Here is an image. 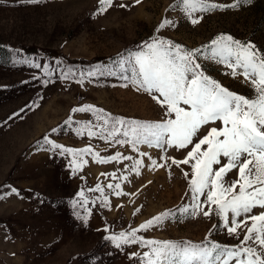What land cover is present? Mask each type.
I'll return each mask as SVG.
<instances>
[{"label":"rangeland","instance_id":"1","mask_svg":"<svg viewBox=\"0 0 264 264\" xmlns=\"http://www.w3.org/2000/svg\"><path fill=\"white\" fill-rule=\"evenodd\" d=\"M210 2L227 5L236 0ZM98 8V0H0V196L12 188L19 193L0 199V264H139L130 256L133 252L142 254L147 248H117L106 237L137 228L167 211L173 215L137 235L177 243L200 244L207 238L222 246L237 245L239 240L227 235L215 214L204 218L179 211L192 203L191 167L177 168L161 157L183 159L186 151L139 145L138 152L130 144L89 137L86 129L78 135L82 125L103 122L91 112L73 113L72 109L92 105L115 118L162 120L160 106L148 94L137 91L130 79L123 78L130 77L131 72L121 71V61L141 50L153 36L190 50H203L217 36L230 35L264 52V0H240L237 7L193 13L192 17L182 11L178 0H141L140 4L135 0H114L113 7L102 15L97 14ZM193 18L200 22L192 24ZM165 19L174 21L175 26L157 32ZM17 44L51 48L72 61L26 53ZM94 56L102 58L91 61ZM200 62L205 73L222 86L255 98L254 88L242 76L233 78L227 74L226 66L203 57ZM37 63L41 68L33 66ZM45 65L52 73V82L47 85L43 83L49 79L44 74ZM124 67L130 69L127 64ZM109 71L115 74L109 75ZM64 74L67 78L62 79ZM80 80L82 84L77 82ZM70 116L71 122L65 124ZM213 126L219 128L221 124L217 121L208 127ZM208 127L202 129L201 135ZM53 128L56 133H52ZM92 130L98 132L99 128ZM45 135L69 148L91 147L102 158L120 152L133 159L98 163L94 155L88 154L83 157L87 163L73 175L70 157L41 150ZM140 152L148 156L142 157ZM149 156L165 167L152 166ZM136 159L142 160L139 174L130 171ZM183 171L189 172L188 179ZM225 179H237V170ZM116 183L121 185V196L114 194L117 190L107 188ZM97 184L103 193L88 191ZM80 190H84L90 203L74 208L71 201ZM104 196L109 207L101 206ZM86 215L87 223L82 219Z\"/></svg>","mask_w":264,"mask_h":264},{"label":"snow or ice","instance_id":"2","mask_svg":"<svg viewBox=\"0 0 264 264\" xmlns=\"http://www.w3.org/2000/svg\"><path fill=\"white\" fill-rule=\"evenodd\" d=\"M28 2L38 3L40 0ZM239 2L236 0L235 3L225 5L210 0H178L188 17H192L193 13L237 7ZM98 3L97 14L102 15L113 7L114 0H98ZM135 3L140 4L141 0H135ZM118 6L126 7L125 4ZM199 22L197 18L191 19L194 25ZM170 26L174 27L175 22L165 19L156 31ZM201 57L226 66L229 70L227 74L233 78L242 76L244 82L254 88L255 98H246L230 91L207 75L200 62ZM126 64L130 65V69L124 67ZM33 66L41 68L38 63ZM120 68L122 72L130 70L131 76L123 78L130 79L137 91L148 94L160 106L163 119L158 122L125 120L111 117L103 109L92 105H83L72 109V112H91L97 121L103 123L84 124L77 129V134H83L86 129L89 137L99 136L106 141L115 140L120 145L130 144L138 152L139 145L186 151L183 159L161 157L166 162L170 160L171 165L177 168L181 165L191 167L189 190L192 203L182 206L179 211L193 217L202 215L204 218L215 214L222 221L227 235L237 238L239 243L232 247L222 246L207 238L200 244L190 241L177 243L145 239L137 235L171 217V211L162 212L137 228L121 231L106 239L117 248L123 245L147 248L148 251L142 254H131L130 259L136 258L139 264H264V52L258 50L255 44L242 43L230 35L217 36L203 50H190L171 40L153 36L144 42L141 50L129 53V58L121 61ZM44 74L49 77L43 81L47 85L52 82V73L46 65ZM108 74L115 73L109 71ZM88 75L93 76L95 73ZM61 78H67V74ZM77 82L82 84L83 80ZM71 120L70 116L65 124ZM217 121L221 124L219 128L208 127ZM93 127L99 128V131H93ZM206 127V134L201 135L202 129ZM51 131L56 133L57 129ZM41 150L70 157L69 168L73 175L82 170L87 163L83 157L88 154L94 155L98 163L133 159L120 152L102 158L99 153H93L91 147L69 148L55 142L48 135L43 137ZM139 155L148 156V153L140 152ZM148 158L151 160L150 156ZM151 164L154 167H165V164L157 165L155 160H151ZM141 165L142 160L136 159L130 171L139 174ZM234 169L237 170V179L226 181V176ZM183 175L189 178V172L183 171ZM123 178L127 179L126 176ZM107 188L117 190L114 192L116 196L124 194L119 191V183L108 184ZM88 191L103 193L100 184ZM12 194L19 195L12 188L0 199ZM76 196L71 201L74 208L77 205L85 207L90 203L84 190H80ZM101 206L109 207L106 196L101 200ZM257 209L258 213L254 212ZM85 211L90 214L87 208ZM77 217L81 218L79 213ZM82 219L87 223V215ZM104 230L108 231L107 228Z\"/></svg>","mask_w":264,"mask_h":264},{"label":"trees","instance_id":"3","mask_svg":"<svg viewBox=\"0 0 264 264\" xmlns=\"http://www.w3.org/2000/svg\"><path fill=\"white\" fill-rule=\"evenodd\" d=\"M135 45H137V44H135ZM17 47L26 53L44 54L46 56H53V57L60 58L61 60L72 61L71 59H69L65 55H63L59 52H56L51 48L35 46V45H22V44H17ZM101 58H102L101 56H94L91 58V61H96V60H99Z\"/></svg>","mask_w":264,"mask_h":264}]
</instances>
